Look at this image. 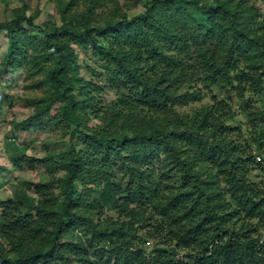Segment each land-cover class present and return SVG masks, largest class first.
Listing matches in <instances>:
<instances>
[{
    "label": "trees",
    "instance_id": "1",
    "mask_svg": "<svg viewBox=\"0 0 264 264\" xmlns=\"http://www.w3.org/2000/svg\"><path fill=\"white\" fill-rule=\"evenodd\" d=\"M70 1L60 24L36 25L27 4L0 23V75L25 67L46 88L17 126L57 104L82 136L44 162L35 198L17 188L0 200V264H264V0H134L132 15L93 0L69 17ZM73 42L106 61L98 83L81 75ZM212 88L211 103L181 109ZM229 88L245 126L231 124ZM106 89L118 94L103 112ZM90 113L102 123L88 127Z\"/></svg>",
    "mask_w": 264,
    "mask_h": 264
},
{
    "label": "rangeland",
    "instance_id": "2",
    "mask_svg": "<svg viewBox=\"0 0 264 264\" xmlns=\"http://www.w3.org/2000/svg\"><path fill=\"white\" fill-rule=\"evenodd\" d=\"M69 0H0V23L9 19L13 15L14 9L27 4L26 14L36 15V25H46L45 23L55 22L61 23L62 20V5ZM122 4L123 9L132 15L142 10V5L139 2L134 3V0H117ZM255 3L257 9H263V5L259 0H251ZM96 1L84 3L83 0L70 1V6L67 9V16L75 12L88 10L87 7L93 6ZM111 7V2H107ZM107 7V6H106ZM103 7H96V11H102L103 16L109 17L110 10ZM117 11V10H116ZM101 12V13H102ZM113 13L115 11L112 10ZM27 34H30L34 29L25 28ZM7 35L5 31H0V67L3 63L5 51L7 49ZM72 48L76 53L77 61L80 66L81 75L86 79H93L99 82L97 73H104L107 69L106 61L100 60L90 48L84 47L81 43H72ZM91 67L93 71L86 68ZM95 73V74H94ZM43 73L38 72L28 74L25 67H16L9 69L0 75V200H4L14 196L17 188L24 190V195L32 197L35 196L31 185L38 182H46L50 179V173L46 169L44 162L48 163L57 162L60 155L68 148L70 144V136L73 135L74 141L77 142L78 147L82 142V136L78 131L73 129V126L66 124L60 120L56 115L53 105L52 110L40 122L28 129H21L17 123L24 120L31 115L45 95V86L41 83ZM201 83V81H198ZM202 87L201 84H197ZM206 90V89H205ZM206 96L199 102H192L181 108L185 112H190L194 108L205 104L211 103L215 90H206ZM226 91V90H225ZM116 90L106 89L100 95L102 96L103 112L108 108L107 104L112 98L117 97ZM230 95V103L236 110L240 105L234 89H228ZM215 95V94H214ZM212 96V97H211ZM216 97V96H214ZM88 111V110H87ZM238 111L236 110V114ZM87 119V125L96 126L101 124V120L90 113ZM232 125L243 124L245 126L246 119L238 113L235 120L231 122ZM14 159H21L22 165L20 167L14 164ZM26 159H33L32 162H26ZM40 160V161H39ZM63 171L58 170L55 172V177H60ZM58 190L55 189V192ZM105 215V214H103ZM150 227L144 229L147 232V239L143 242L144 247L151 249L153 246H159L157 239L153 234L148 233ZM264 235V230H261ZM65 237L64 239H66ZM1 240V239H0ZM5 249H9V243L4 242ZM91 259L99 262V257L92 249L90 251Z\"/></svg>",
    "mask_w": 264,
    "mask_h": 264
}]
</instances>
